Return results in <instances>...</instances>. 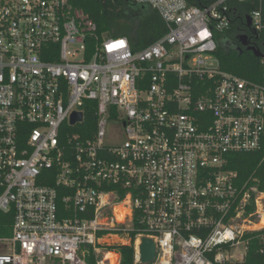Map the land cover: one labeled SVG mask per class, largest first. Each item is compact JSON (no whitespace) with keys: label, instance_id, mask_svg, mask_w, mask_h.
Returning a JSON list of instances; mask_svg holds the SVG:
<instances>
[{"label":"built area","instance_id":"obj_1","mask_svg":"<svg viewBox=\"0 0 264 264\" xmlns=\"http://www.w3.org/2000/svg\"><path fill=\"white\" fill-rule=\"evenodd\" d=\"M131 1L166 27L139 50L71 0H0V264H120L119 245L133 264H242L245 234L264 229V192L226 168L264 139V75L215 55L228 0Z\"/></svg>","mask_w":264,"mask_h":264},{"label":"trees","instance_id":"obj_2","mask_svg":"<svg viewBox=\"0 0 264 264\" xmlns=\"http://www.w3.org/2000/svg\"><path fill=\"white\" fill-rule=\"evenodd\" d=\"M186 1L190 5L203 8L216 0ZM71 2L90 16L96 23L99 32H106L113 37H127L133 50L146 47L166 32L165 24L157 11L131 0H71ZM227 5L231 26L217 34L215 55L218 58L219 66L222 70L240 77L260 81L264 75V59L255 56L251 50L243 49L242 52H239L228 45L232 41H237L240 33L248 31L246 16L250 15L253 10L260 9L264 24V0H228ZM256 33L259 38V50H262L260 42L264 41V28ZM85 114L86 124L93 126V122H95L93 110L92 112L87 111ZM82 126L84 127V125ZM82 126L79 127L80 131L83 130ZM226 168L236 172L238 185L257 184L258 189L264 192V139L259 149L250 152L230 153ZM134 231H140L137 219H135ZM263 233L264 229L245 234L244 237L248 240V245L242 264H262V255L259 249L263 242ZM117 249L121 254L120 264H133L134 250L132 246L119 245ZM88 264H94L93 259H90Z\"/></svg>","mask_w":264,"mask_h":264},{"label":"water","instance_id":"obj_3","mask_svg":"<svg viewBox=\"0 0 264 264\" xmlns=\"http://www.w3.org/2000/svg\"><path fill=\"white\" fill-rule=\"evenodd\" d=\"M247 25H250L251 20L250 16H246ZM246 36L243 34H240L238 36V40H243ZM242 44L244 45L245 42L242 41ZM264 46V43H263ZM248 50H251L255 56L264 58V53H262L259 49H257L255 46H248ZM81 119V113L80 112H74L71 117V123H74L75 121H78ZM140 245L138 247L139 253H140V261L142 263H148L154 260L155 257V250H156V244L153 240V238L149 236H141L140 237Z\"/></svg>","mask_w":264,"mask_h":264},{"label":"flooded vegetation","instance_id":"obj_4","mask_svg":"<svg viewBox=\"0 0 264 264\" xmlns=\"http://www.w3.org/2000/svg\"><path fill=\"white\" fill-rule=\"evenodd\" d=\"M248 31H243L240 34L245 35L246 37L243 40H238L237 41H232L229 43L228 47L232 48L233 50H237L239 52H242L243 49H247L248 46H255L257 49H260L259 45V38L257 33L253 30L251 24L247 25ZM242 41L245 42V44H242ZM262 45V50H260L262 53H264V46L263 43L264 41L260 42Z\"/></svg>","mask_w":264,"mask_h":264},{"label":"rangeland","instance_id":"obj_5","mask_svg":"<svg viewBox=\"0 0 264 264\" xmlns=\"http://www.w3.org/2000/svg\"><path fill=\"white\" fill-rule=\"evenodd\" d=\"M212 63L213 64H215V61H212ZM112 131V135H113V137H115V138H120V139H123V133H122V129H121V127L120 128H110V127H108V131Z\"/></svg>","mask_w":264,"mask_h":264},{"label":"bare ground","instance_id":"obj_6","mask_svg":"<svg viewBox=\"0 0 264 264\" xmlns=\"http://www.w3.org/2000/svg\"><path fill=\"white\" fill-rule=\"evenodd\" d=\"M264 226V211L262 212V216L259 222L255 225V227H263Z\"/></svg>","mask_w":264,"mask_h":264}]
</instances>
